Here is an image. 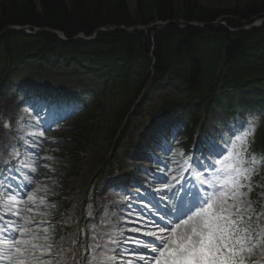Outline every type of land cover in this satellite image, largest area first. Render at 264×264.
Wrapping results in <instances>:
<instances>
[{
    "label": "trees",
    "instance_id": "1",
    "mask_svg": "<svg viewBox=\"0 0 264 264\" xmlns=\"http://www.w3.org/2000/svg\"><path fill=\"white\" fill-rule=\"evenodd\" d=\"M263 18L264 0H240L222 10L198 0H135L134 8L129 0H0V88L28 60L44 63L52 56L74 62L77 73L96 76L100 98L118 102L111 125L95 122L99 102L84 114L72 134L74 155L58 156V177L66 184L92 136L107 129L116 139L125 122L143 114L141 97L169 79L181 84L186 97L165 99L157 132L184 120L191 142L202 113L213 108L241 119L253 108L264 110V24L242 30ZM14 27L56 31L67 41L47 32L28 37ZM80 35L95 38L87 42ZM260 121L253 146L264 154Z\"/></svg>",
    "mask_w": 264,
    "mask_h": 264
},
{
    "label": "rangeland",
    "instance_id": "2",
    "mask_svg": "<svg viewBox=\"0 0 264 264\" xmlns=\"http://www.w3.org/2000/svg\"><path fill=\"white\" fill-rule=\"evenodd\" d=\"M198 1L219 10L231 9L240 2V0ZM129 5L131 8H134L135 0H129ZM52 61L49 59L48 62L43 64L41 69H39L38 65L34 64L28 67H21L17 70L12 82L5 85L3 89H0V182L10 185L15 189L27 177H32L36 184L42 187L47 186L48 193L45 198L50 204H54V207H41L37 209L38 212L44 214L43 216H37V220L42 219L46 224L50 223L53 225L54 227L50 228L49 231L57 230L56 237H58V241L56 244L58 246L54 249V252L57 254V260L62 258L68 259L74 253L75 259L71 260L69 264H77V262L78 264H84L85 259L90 254L86 251L88 235L93 228V224L89 223L90 221H95L97 232L103 235L105 232L110 233L115 230L112 225L119 227L127 220H135V224H127L126 227H137L141 228L142 231L127 233V235L136 236L142 240L151 239V237L143 235V231H147L152 227L151 221L155 220L157 223H161L157 220L161 215L147 202H141L139 197L135 196L134 190L127 192L124 187L118 184L111 187V182L123 179L122 176H127L128 174L126 173L128 172L129 176L127 179L132 178L131 174L136 170L135 167H145L142 175L137 174L136 178L141 179L144 182V187H148L152 194L157 195L155 196L158 201L160 195H164L165 198L163 200L160 199L161 201L158 202L160 206L163 204L162 201L172 204L173 201L170 202L171 200L168 197L173 196L180 186L176 185L173 192L157 194L154 186L163 188V185L153 180L152 176H159L160 172L158 170L161 169L165 173L175 174L174 170L178 169L179 165L174 161L180 159L174 155L177 149L190 153L193 156H199L203 152H194V150L187 152L185 149L186 137L175 133L178 143L171 138L167 139V143L172 147L171 152H168V148H166L165 153L157 151V149L153 150V154L160 157L161 161L155 164L156 166H151L153 170L147 169L150 166L146 162L134 161L133 157L139 149L142 136L145 135L152 124L151 118L159 113L165 97L171 95L174 99L185 98L184 93H179L175 90V87L178 88L179 86L172 80H167L159 88H153L142 98V100H145L144 114L138 120L133 119L126 127L127 130L124 136L111 142L108 130H104L94 137L90 144L84 147V151L79 156L80 163L75 169V173L67 186L68 188L66 190L63 189L61 185L62 180L57 177V168L59 167L56 157L64 155L69 159L70 155H74L72 134L74 132L78 133V125L84 119L83 111L88 108L86 106H90L88 108L90 110L97 104L95 101L92 102V100L99 93L100 88L96 76H87L84 72L77 73L73 64L70 66L63 63L55 65ZM39 78L43 79L42 83L44 85L50 84V88L56 96L58 93H71L86 97L90 96L89 89H91L93 94L90 97L92 100L85 99V106L83 108H77L76 104L74 108L70 107V110L73 111L71 113L72 118L70 119L68 117L57 121L53 118L49 120L47 111L43 108L40 109L42 111L39 112L43 114V117H39V119L43 128H38L34 126L33 121V117L36 116L37 112L32 111L31 106L33 108H40V104L29 101L28 97L30 94L28 90L24 89L22 91L21 87L24 86L26 88L35 83ZM100 103L101 106L96 113L95 122L112 123L117 102L111 98H102ZM53 111H57L55 106H53ZM59 112L58 114H60ZM260 114L262 113L251 111L247 114L246 120H238L236 123H231L228 116L220 108L207 112L206 118H203L202 113L200 121L202 124L197 129L199 131L200 142L205 145V141L210 137L219 140L221 134L227 135L234 126L238 127L244 121L253 120L252 118ZM21 117L26 124L23 126V130L18 132L16 130L17 120ZM43 120L46 121L45 124H43ZM30 121L32 125L27 123ZM5 122L10 125L9 128H5ZM182 123L185 124V122ZM255 123L257 125L258 122L255 121ZM49 128L50 130H46ZM40 130H45V136L37 137L39 146L26 147L20 137L23 136L24 140L31 141L33 138L28 133ZM158 144L161 145L162 143ZM12 145H15L18 149L17 156L10 155V146ZM205 150L207 152V148ZM145 151L149 153L147 149ZM46 157H52V159L49 160ZM32 167L36 168V172L30 171ZM3 174L7 176L3 178ZM9 178H12L11 180L13 181H8ZM252 183L253 191L250 194L251 199L255 202L254 206L259 210L264 208V165L260 167L259 173L253 176ZM64 192L65 194H61ZM37 195L43 196L45 193L40 192ZM63 199H66L65 202L69 207L61 212V207L64 205L61 203ZM106 199H110L112 204H104L103 200ZM178 199L182 198L178 197ZM174 201L176 200L174 199ZM163 207L165 206L163 205ZM129 213L132 215L129 216ZM138 216L143 217V219L138 220ZM8 219H11V217H8ZM108 220L111 221L108 227L100 223L101 221H105L106 223ZM144 225L148 227L144 228ZM73 241L76 242L75 245H73ZM70 248L73 251H66L61 255V249L67 250ZM257 260L259 264H264V259H261L259 254H257ZM53 264H55V261Z\"/></svg>",
    "mask_w": 264,
    "mask_h": 264
},
{
    "label": "snow or ice",
    "instance_id": "3",
    "mask_svg": "<svg viewBox=\"0 0 264 264\" xmlns=\"http://www.w3.org/2000/svg\"><path fill=\"white\" fill-rule=\"evenodd\" d=\"M40 115L37 112L33 117L34 126L43 128ZM27 123L32 125L31 121ZM25 124L22 117L18 118L16 130L22 131ZM4 126L10 127L7 122ZM255 128L253 119L234 126L227 135L221 134L219 140L210 137L205 141L207 152L199 156L177 149L174 155L180 159L174 162L178 169L175 174L158 170L160 175L152 179L163 188L154 186V190L161 194L173 192L176 185H187L190 198L173 201L168 218L160 217L162 224L151 221L152 227L143 231L144 236L151 237L147 240L127 235L142 231L126 227L135 220H127L119 227L112 225L115 230L103 235L97 232L95 221H90L93 228L86 246L90 254L84 264H259L257 254L264 259V208L258 210L250 194L252 178L264 165V154L250 151ZM28 135L31 141L23 136L21 141L26 147H37V137H44L45 130ZM171 139L178 143L177 136ZM165 145L171 152L167 140ZM10 147V155L17 156L16 146ZM30 171L34 173L36 168ZM40 192L45 195L38 196ZM47 193V186L36 184L32 177L15 189L0 182V264H69L75 259L74 253L68 259H56L54 249L58 245L49 231L54 226L37 220V216L44 215L37 209L54 207L46 200ZM164 198L160 195L161 200ZM100 223L108 227L111 221ZM66 251L73 249H61V255Z\"/></svg>",
    "mask_w": 264,
    "mask_h": 264
},
{
    "label": "water",
    "instance_id": "4",
    "mask_svg": "<svg viewBox=\"0 0 264 264\" xmlns=\"http://www.w3.org/2000/svg\"><path fill=\"white\" fill-rule=\"evenodd\" d=\"M263 23H264V19L258 21V22H257L256 24H254V25H251V26L246 27V29H250V28H253V27L260 26V25H262ZM164 25H167V23H165ZM191 25H194V26H197V27H205V26H206L205 24H196V23L191 24ZM221 25L225 26V24H221ZM28 34H29V35H32V34H30V33H28ZM55 34H56V33H55Z\"/></svg>",
    "mask_w": 264,
    "mask_h": 264
},
{
    "label": "bare ground",
    "instance_id": "5",
    "mask_svg": "<svg viewBox=\"0 0 264 264\" xmlns=\"http://www.w3.org/2000/svg\"><path fill=\"white\" fill-rule=\"evenodd\" d=\"M104 201V204H108V205H111L112 204V201L110 199H106V200H103Z\"/></svg>",
    "mask_w": 264,
    "mask_h": 264
}]
</instances>
